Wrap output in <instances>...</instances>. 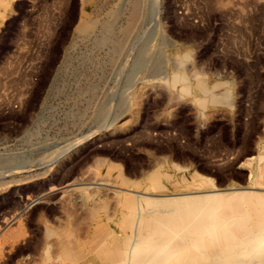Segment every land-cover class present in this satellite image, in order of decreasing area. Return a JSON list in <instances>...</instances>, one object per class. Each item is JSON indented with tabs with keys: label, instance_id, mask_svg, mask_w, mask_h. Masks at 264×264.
<instances>
[{
	"label": "rangeland",
	"instance_id": "rangeland-1",
	"mask_svg": "<svg viewBox=\"0 0 264 264\" xmlns=\"http://www.w3.org/2000/svg\"><path fill=\"white\" fill-rule=\"evenodd\" d=\"M0 10V264H77L55 255L64 240L84 245L88 213L111 208L118 190H147L124 177L170 174L157 193L254 180L264 0H0ZM188 45L235 88L205 84V102L225 105L211 123L160 84Z\"/></svg>",
	"mask_w": 264,
	"mask_h": 264
},
{
	"label": "bare ground",
	"instance_id": "bare-ground-1",
	"mask_svg": "<svg viewBox=\"0 0 264 264\" xmlns=\"http://www.w3.org/2000/svg\"><path fill=\"white\" fill-rule=\"evenodd\" d=\"M257 159L254 180L242 187L154 191L156 196L151 188H167L163 179L170 174L155 169L139 181L124 177L134 187L148 181L147 190L112 191L111 208L103 200L88 213L84 245L75 248L64 240L62 254L55 256H74L77 264H264V192L248 190L264 189L255 185L264 184V153Z\"/></svg>",
	"mask_w": 264,
	"mask_h": 264
},
{
	"label": "clouds",
	"instance_id": "clouds-1",
	"mask_svg": "<svg viewBox=\"0 0 264 264\" xmlns=\"http://www.w3.org/2000/svg\"><path fill=\"white\" fill-rule=\"evenodd\" d=\"M209 58L198 60V50L188 45L183 51H177L172 57V68L166 78L160 81L161 87L170 95L175 94L181 106L187 105L192 109L194 120H204L211 123L223 104L211 106L205 102L206 98L201 85L209 88L216 87L217 94L233 95L235 88L232 79L228 78V71L224 65L214 67L209 64ZM207 123L204 125L206 128Z\"/></svg>",
	"mask_w": 264,
	"mask_h": 264
}]
</instances>
